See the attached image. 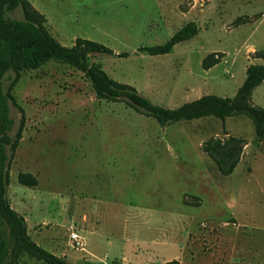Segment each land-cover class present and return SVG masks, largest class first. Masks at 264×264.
I'll use <instances>...</instances> for the list:
<instances>
[{"label": "rangeland", "instance_id": "374dc122", "mask_svg": "<svg viewBox=\"0 0 264 264\" xmlns=\"http://www.w3.org/2000/svg\"><path fill=\"white\" fill-rule=\"evenodd\" d=\"M29 1L61 44L84 38L111 48L90 62L163 107L208 94L232 98L246 66L264 64V0ZM8 15L23 19L21 8ZM189 22L197 35L172 52L140 51L167 43ZM211 54L220 62L206 70ZM14 76L5 74V90ZM12 93L11 135L24 129L13 156L8 149L7 196L33 235L39 226L54 235L70 262L216 264L221 256L225 264H264V139L250 117L162 126L125 101L97 98L82 71L54 59L22 72ZM253 101L264 107V81ZM230 135L248 144L226 176L205 144ZM21 172L39 184L22 185ZM74 231L86 250L71 244ZM22 263L45 264L27 254Z\"/></svg>", "mask_w": 264, "mask_h": 264}, {"label": "trees", "instance_id": "16d2710c", "mask_svg": "<svg viewBox=\"0 0 264 264\" xmlns=\"http://www.w3.org/2000/svg\"><path fill=\"white\" fill-rule=\"evenodd\" d=\"M18 8L23 12V19L10 18L8 14ZM47 22L46 16L29 0H0V264H23L22 259L26 254L45 264H73L66 257L45 249L32 238L26 218L12 207L7 196L9 162L19 146L24 129L22 124L15 136L11 135L13 119L10 116V102H15L12 90L24 71L38 69L51 59L69 64L84 73L97 98L125 101L131 107L154 117L162 126L211 116L225 120L246 115L254 123L258 140L263 141L264 107L253 101V93L264 81V64L247 67L246 78L232 98L208 94L171 109L153 103L134 86L114 80L100 64L90 62L91 54H114L111 48L84 38H77L72 47L65 46L51 34ZM198 30L195 22H189L167 43L141 47L140 51L150 55L168 54L177 44L196 36ZM219 62L211 54L203 61V67L209 70ZM10 70L15 72V76L11 86L5 90L4 77ZM247 144L243 138L230 135L225 140L206 142L205 151L216 162L219 171L227 176L235 171ZM18 180L28 187L39 184L37 177L28 172L19 173ZM164 264L180 262L174 259Z\"/></svg>", "mask_w": 264, "mask_h": 264}, {"label": "crops", "instance_id": "0c3cea01", "mask_svg": "<svg viewBox=\"0 0 264 264\" xmlns=\"http://www.w3.org/2000/svg\"><path fill=\"white\" fill-rule=\"evenodd\" d=\"M49 22V21H48ZM248 66H246V68H247ZM24 217L26 218V221H27V225H28V231H29V234L32 236V238L38 243V244H44V243H47V244H49V246H50V251L51 252H57V250H61V252L60 253H56V254H58V256H62V257H66V258H68V255H67V249L65 248L64 250H63V248H64V246H63V244L61 243V242H59L58 243V248H55V245L57 244V240H54L55 239V237H54V235H50L51 237H46L43 233H42V229H41V227L39 226L38 228H37V230H36V233H35V235H33V233H32V231H33V229L31 228V225H30V221H29V218L26 216V215H24ZM50 238V239H49ZM49 239V241L47 242V240ZM174 260V259H173ZM171 261V260H170ZM168 262V261H167ZM180 262V264H182V262L181 261H179ZM219 262V263H218ZM218 262L216 263V264H225V260H224V258H222L221 256H220V259L218 260ZM166 263V262H165Z\"/></svg>", "mask_w": 264, "mask_h": 264}, {"label": "built area", "instance_id": "2783aa9c", "mask_svg": "<svg viewBox=\"0 0 264 264\" xmlns=\"http://www.w3.org/2000/svg\"><path fill=\"white\" fill-rule=\"evenodd\" d=\"M70 238H71V244L77 248L80 249L82 251L86 250L85 249V243L83 240V237L78 233V232H72L70 234Z\"/></svg>", "mask_w": 264, "mask_h": 264}]
</instances>
